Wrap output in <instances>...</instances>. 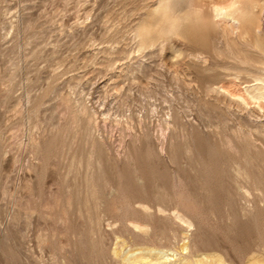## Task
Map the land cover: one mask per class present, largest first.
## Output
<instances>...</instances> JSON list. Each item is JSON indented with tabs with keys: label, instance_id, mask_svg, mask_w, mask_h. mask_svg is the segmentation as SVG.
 <instances>
[{
	"label": "rangeland",
	"instance_id": "rangeland-1",
	"mask_svg": "<svg viewBox=\"0 0 264 264\" xmlns=\"http://www.w3.org/2000/svg\"><path fill=\"white\" fill-rule=\"evenodd\" d=\"M228 1L0 0V264H264V53Z\"/></svg>",
	"mask_w": 264,
	"mask_h": 264
},
{
	"label": "bare ground",
	"instance_id": "bare-ground-1",
	"mask_svg": "<svg viewBox=\"0 0 264 264\" xmlns=\"http://www.w3.org/2000/svg\"><path fill=\"white\" fill-rule=\"evenodd\" d=\"M187 17H184L185 19L181 20L179 19L181 17L177 19L175 13L171 11L170 17L168 19L166 18V20H168L169 22V31L163 34V36L168 37L169 35L170 38L174 36H180L184 38V36L181 34V31L186 27L188 23H190ZM211 20H213L217 24V26L220 24L226 26L229 30V34L238 38L237 41L240 39L243 43H247L249 39L254 38V46L259 48L264 53V37L262 38L261 34V26H264V0H246L245 2L240 0H230L226 3L224 2V4L221 3L213 7ZM135 37L138 38L137 52L139 53H142L146 49L153 47L157 40V35L152 34L148 30L138 31L135 34ZM262 55L264 56V54ZM186 58L193 62V64H205L207 62L206 57L199 52L196 54L189 53Z\"/></svg>",
	"mask_w": 264,
	"mask_h": 264
}]
</instances>
